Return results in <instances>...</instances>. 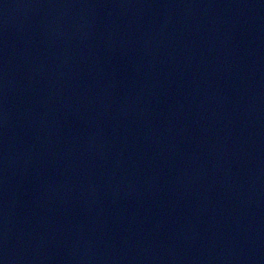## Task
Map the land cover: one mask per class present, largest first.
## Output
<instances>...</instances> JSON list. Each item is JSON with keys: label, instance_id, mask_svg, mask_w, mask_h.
Wrapping results in <instances>:
<instances>
[{"label": "water", "instance_id": "obj_1", "mask_svg": "<svg viewBox=\"0 0 264 264\" xmlns=\"http://www.w3.org/2000/svg\"><path fill=\"white\" fill-rule=\"evenodd\" d=\"M0 264H264V0H0Z\"/></svg>", "mask_w": 264, "mask_h": 264}]
</instances>
